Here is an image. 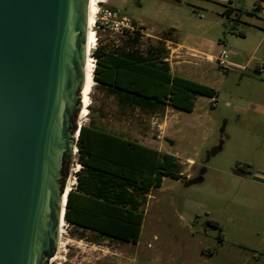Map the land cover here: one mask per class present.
Segmentation results:
<instances>
[{"label":"rangeland","instance_id":"374dc122","mask_svg":"<svg viewBox=\"0 0 264 264\" xmlns=\"http://www.w3.org/2000/svg\"><path fill=\"white\" fill-rule=\"evenodd\" d=\"M229 5L233 13L223 14ZM102 9L128 26L134 21L141 49L162 46L173 74L210 86L216 95L197 96L190 112L171 106L155 114L124 112L94 80L87 114L77 116V125L91 120L172 154L181 177H163L147 194L137 243H92L65 221L50 264H264V0H97L88 50L94 66L96 46L125 39L99 26ZM222 50L225 66L215 59ZM76 163L75 153L65 185L75 181ZM239 166L245 175L235 172ZM202 170L201 182L185 183Z\"/></svg>","mask_w":264,"mask_h":264},{"label":"water","instance_id":"95a60500","mask_svg":"<svg viewBox=\"0 0 264 264\" xmlns=\"http://www.w3.org/2000/svg\"><path fill=\"white\" fill-rule=\"evenodd\" d=\"M87 5L0 0V264H50L58 245L78 150Z\"/></svg>","mask_w":264,"mask_h":264},{"label":"trees","instance_id":"16d2710c","mask_svg":"<svg viewBox=\"0 0 264 264\" xmlns=\"http://www.w3.org/2000/svg\"><path fill=\"white\" fill-rule=\"evenodd\" d=\"M233 11L228 7L223 14ZM239 13H235L237 19ZM120 32L125 37L122 44L99 45L91 51L96 63L92 77L97 86L114 97L120 110L155 114L171 106L190 112L197 96L216 95L210 86L173 74L164 60L162 46L141 49V32L134 21ZM76 144L80 167L67 192L65 221L80 239L92 243L102 238L137 243L147 194L161 187L163 177L180 179V164L172 154L109 131L91 120L80 125ZM210 223L218 227L217 222Z\"/></svg>","mask_w":264,"mask_h":264},{"label":"bare ground","instance_id":"6f19581e","mask_svg":"<svg viewBox=\"0 0 264 264\" xmlns=\"http://www.w3.org/2000/svg\"><path fill=\"white\" fill-rule=\"evenodd\" d=\"M96 3H97V0H88V5H87V27H86V45H85V64H84V77H85V80H84V85L81 89V92H80V95H81V108H80V111L78 113V118H82L84 117L86 114H87V107H88V100H89V92H90V89L92 88L93 86V83H94V79L92 77V71H93V63L90 59V54L89 53V48L91 46V44L93 43V20H94V9L96 8ZM77 151L74 152V154L76 153ZM76 167L74 169V172L78 170V165L79 163L77 162L76 163ZM71 183L70 184H67L65 185V192L62 196V202H61V214H60V221H59V240L61 238V228L63 226V223L65 222V219L63 217V214H64V210H65V200H66V196H67V192L70 190V186L72 184L75 183L74 180L71 179ZM69 182V181H68ZM59 244V243H58ZM55 256H53L51 259H50V262L53 261V258Z\"/></svg>","mask_w":264,"mask_h":264},{"label":"built area","instance_id":"2783aa9c","mask_svg":"<svg viewBox=\"0 0 264 264\" xmlns=\"http://www.w3.org/2000/svg\"><path fill=\"white\" fill-rule=\"evenodd\" d=\"M97 13L98 14L100 13V15L98 16V20H96L98 21L97 23L99 24V26L103 27L105 25H109L111 29H114L117 31H121L123 27H128L126 19L124 20V19L117 18V14L111 10H107V9L105 10L102 9L101 11L97 10ZM94 25H95V22H94ZM226 57H227L226 51L222 50L220 52V56L218 57L216 56L215 59L221 65L225 66V64L227 63Z\"/></svg>","mask_w":264,"mask_h":264},{"label":"flooded vegetation","instance_id":"af4514ba","mask_svg":"<svg viewBox=\"0 0 264 264\" xmlns=\"http://www.w3.org/2000/svg\"><path fill=\"white\" fill-rule=\"evenodd\" d=\"M243 168H244L243 166H239V167H237V170H235V172L240 173V174H242V175H245L246 172L244 171ZM245 168H246V167H245ZM210 222H211V221H207V222H206V225H211Z\"/></svg>","mask_w":264,"mask_h":264},{"label":"crops","instance_id":"0c3cea01","mask_svg":"<svg viewBox=\"0 0 264 264\" xmlns=\"http://www.w3.org/2000/svg\"><path fill=\"white\" fill-rule=\"evenodd\" d=\"M258 7L260 6V4L257 5ZM228 7H232L233 8V5H229Z\"/></svg>","mask_w":264,"mask_h":264}]
</instances>
